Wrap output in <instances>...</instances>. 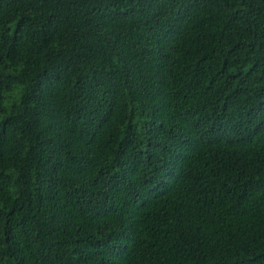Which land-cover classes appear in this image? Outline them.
Listing matches in <instances>:
<instances>
[{
    "label": "trees",
    "instance_id": "obj_1",
    "mask_svg": "<svg viewBox=\"0 0 264 264\" xmlns=\"http://www.w3.org/2000/svg\"><path fill=\"white\" fill-rule=\"evenodd\" d=\"M0 264H264V0H0Z\"/></svg>",
    "mask_w": 264,
    "mask_h": 264
}]
</instances>
